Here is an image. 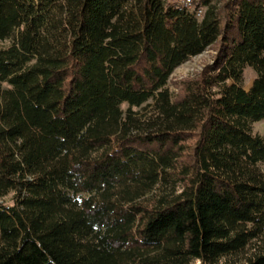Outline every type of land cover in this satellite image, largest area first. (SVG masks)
I'll return each mask as SVG.
<instances>
[{
	"label": "trees",
	"instance_id": "trees-1",
	"mask_svg": "<svg viewBox=\"0 0 264 264\" xmlns=\"http://www.w3.org/2000/svg\"><path fill=\"white\" fill-rule=\"evenodd\" d=\"M191 2L0 0V264H264V0Z\"/></svg>",
	"mask_w": 264,
	"mask_h": 264
},
{
	"label": "rangeland",
	"instance_id": "rangeland-1",
	"mask_svg": "<svg viewBox=\"0 0 264 264\" xmlns=\"http://www.w3.org/2000/svg\"><path fill=\"white\" fill-rule=\"evenodd\" d=\"M165 1L178 3V4L180 3V0H165ZM212 2L216 3L219 2V0H212ZM199 8L201 11L198 14V16H196L197 18L201 16L204 10V7L201 5L199 6ZM214 49H215V44L210 45L207 48H205L201 53L192 56L191 58L187 59L186 61L175 67L170 73L168 77V81L166 83L168 91L174 93L176 91L177 84L181 80L195 76L205 64L210 63L212 56L214 55L215 52ZM253 76H254V72L250 68L246 67L243 73V82L245 88L248 87ZM150 104L151 102L148 101V104H146L143 108L139 110V114L141 115L150 114L151 113ZM252 130L264 136V118L254 122L252 124ZM259 169L264 174V163L259 164Z\"/></svg>",
	"mask_w": 264,
	"mask_h": 264
},
{
	"label": "built area",
	"instance_id": "built-area-1",
	"mask_svg": "<svg viewBox=\"0 0 264 264\" xmlns=\"http://www.w3.org/2000/svg\"><path fill=\"white\" fill-rule=\"evenodd\" d=\"M179 7L184 8L185 10L192 12L194 16H198L200 13V8H194L191 0H180Z\"/></svg>",
	"mask_w": 264,
	"mask_h": 264
}]
</instances>
